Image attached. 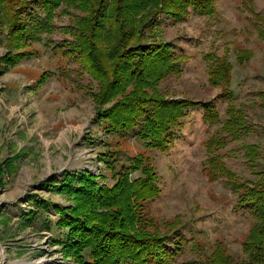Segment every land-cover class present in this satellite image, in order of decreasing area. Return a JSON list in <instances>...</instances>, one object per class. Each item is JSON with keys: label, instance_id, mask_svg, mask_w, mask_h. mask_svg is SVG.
<instances>
[{"label": "rangeland", "instance_id": "374dc122", "mask_svg": "<svg viewBox=\"0 0 264 264\" xmlns=\"http://www.w3.org/2000/svg\"><path fill=\"white\" fill-rule=\"evenodd\" d=\"M82 14L76 2L66 0L48 28L37 31L40 39L25 47L33 54L16 57V64L10 57L6 65L5 58L18 52L9 48L6 34L0 42V264H78L57 243L67 234L57 225L62 209L78 208L76 198L60 189L61 180L90 171L100 184L112 185L104 160L119 148L126 161L139 153L153 161L161 192L147 207L159 222L181 217L188 241L176 254L177 264H198L216 241L235 260L245 259L243 242L254 216L238 207V193L223 175L213 176L209 162L218 156L244 181L264 175V39L255 25L256 16L264 15V0H219L214 15L191 11L179 22L164 13L148 32V40L167 41L174 56L188 57L158 89L200 102L173 128L166 151L146 147L137 135L121 139L105 130L99 110L124 94L99 104L93 93L101 83L69 52ZM243 50L249 59L240 62ZM210 54L233 64L231 93L210 84ZM205 103L218 111L215 123L205 118ZM232 116L240 120L237 132L227 125Z\"/></svg>", "mask_w": 264, "mask_h": 264}, {"label": "trees", "instance_id": "16d2710c", "mask_svg": "<svg viewBox=\"0 0 264 264\" xmlns=\"http://www.w3.org/2000/svg\"><path fill=\"white\" fill-rule=\"evenodd\" d=\"M65 1L0 0V42L5 41L6 34L9 48L18 50L14 56L5 58L6 65L12 57V63L16 64V57L33 54L25 47L30 41L40 39L37 31L48 28L56 10ZM72 1L83 14L75 22L76 32L69 42V52L78 54L86 70L101 83L100 91L93 93L99 104L124 94L111 107L99 110L98 117L105 130L121 139L137 135L146 147L166 151L173 128L200 102L184 96L170 97L158 89L168 75L181 71L188 57L174 56L172 45L167 41L148 40V32L154 30L164 13L178 22L186 19L191 11L214 15L219 0ZM39 13L44 14L45 23L39 22ZM256 24L264 39V15L256 16ZM210 57L214 59L209 69L210 84L223 86L224 93H231L228 86L232 81L233 64L225 56L210 54ZM246 59H249L246 50L237 54L238 61ZM129 86L131 92L127 89ZM204 105L205 118L215 123L218 111L210 103ZM229 110L234 114L233 104L229 105ZM236 117H230L227 123L233 126L234 132L239 130L236 125L240 120ZM110 152L112 154L104 161L115 180L112 185L100 184L99 176L90 171L80 175L67 173L61 180L60 189L76 198L78 208L62 209L64 216L57 225L67 229V234L57 243L78 264L154 261L177 264L176 254L188 241L181 230V217L159 222L150 216L147 207L161 192L153 161L142 153L126 161L120 158V148ZM209 165L214 177L223 175L226 184L238 193V207H248L255 222L243 242L245 259L235 260L223 243L216 241L201 254L198 264H264V175L244 181L218 156H213ZM134 172L140 174L133 177ZM57 211L60 213L61 209Z\"/></svg>", "mask_w": 264, "mask_h": 264}]
</instances>
